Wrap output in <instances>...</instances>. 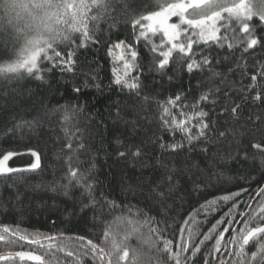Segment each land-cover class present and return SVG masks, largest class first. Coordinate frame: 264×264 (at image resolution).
<instances>
[{
  "label": "trees",
  "instance_id": "16d2710c",
  "mask_svg": "<svg viewBox=\"0 0 264 264\" xmlns=\"http://www.w3.org/2000/svg\"><path fill=\"white\" fill-rule=\"evenodd\" d=\"M165 2L117 0L110 15L95 23L93 42L78 47L80 36L73 33L70 41L53 43L48 55L59 52L66 60L71 53L75 61L72 72H61L42 59V79L24 71L0 75V158L9 151L18 153L11 165L22 170L0 174V225L55 236L56 242L63 240L69 245L67 250L76 252L78 249L72 247L75 238L84 237L99 245L106 229L119 236L140 227L145 216L159 222L163 238L174 239L173 234L191 214L195 219L192 240L199 243L234 203H239L237 212L244 210V202L264 187V102L253 99L257 91L264 94V79L258 77V87L249 88L250 76L264 65V47L245 52L244 45L228 49L212 42L194 44V58L199 62L208 56L211 64L188 72L185 61L174 52L169 64L158 69V52L154 54L149 47L153 42L158 45L161 35L138 40L133 20ZM28 3L27 19L18 17L15 24L0 12V64L15 61L30 41L59 40L58 36L68 30L71 19L62 12V0ZM93 14H97L95 9ZM61 16L67 23L57 22ZM250 23L257 36H264L258 19ZM220 34H225L223 28ZM121 41L125 48L138 52V67L129 73L138 79V91L114 82V68L123 75V62L117 63L112 55L114 45ZM49 68L51 71H45ZM204 94L208 100L197 105ZM177 95L183 98L188 114L199 110L207 113L203 118L209 125L207 134L191 145L162 121L163 107ZM65 112L69 113L67 121L63 119ZM172 112L178 114L179 110L173 108ZM70 141L72 150L67 147ZM175 142L184 147L171 151L169 146ZM255 144L262 148H254ZM137 149L141 153L138 157L132 155ZM31 152L39 157L36 169L30 168L37 159ZM121 152L125 156L121 157ZM69 158L71 167L86 180L69 179ZM86 184L91 185L87 191ZM237 192L240 195L231 200L220 199ZM212 200L215 204L205 210L193 211ZM141 233L147 243L133 237L129 247L155 256V249H149L153 243L162 247V238L150 233L147 226ZM213 237L190 256L189 264L227 261L229 234L224 233L219 252L215 251V234ZM19 244L24 247L12 250L34 247L26 241ZM7 250L0 246V251ZM254 250L251 244L247 248ZM55 258L53 264L74 261L65 252H55ZM82 264L94 262L89 257ZM160 264H168L163 254Z\"/></svg>",
  "mask_w": 264,
  "mask_h": 264
},
{
  "label": "snow or ice",
  "instance_id": "6c2138e0",
  "mask_svg": "<svg viewBox=\"0 0 264 264\" xmlns=\"http://www.w3.org/2000/svg\"><path fill=\"white\" fill-rule=\"evenodd\" d=\"M62 3L65 5L62 12L70 16L71 22L68 23L67 32L60 34L58 39L61 42L70 41L72 34L78 33L80 36L78 47H84L87 43L93 42L95 23L102 16L110 15L117 4V0H62ZM124 6L125 8L129 7L126 2ZM156 7L157 10L141 14L134 19L133 30L138 31V40L143 38L148 41L150 34L151 36L161 35L160 43L157 45L153 42L149 47V50L154 54L158 52L160 57L157 64L158 69H164L169 64L174 52L185 61L188 72L200 70L202 67L211 64L208 56H203L199 62L194 58L196 55L193 48L194 44L202 46L212 42L219 44L220 47L226 45L228 49L244 45L245 52L249 49L255 50L257 46L264 47V36H257L255 27L250 23L253 18H256L264 26V0H170V2L166 0L164 4L158 3ZM94 9L97 14H93ZM172 17H178L179 23H169ZM57 22L67 23L63 21V16L59 17ZM234 25L238 26V29ZM222 28L225 32L224 35L220 34ZM237 30L242 35L237 36ZM228 33H232V35H228ZM122 46L123 41L114 45L115 48ZM53 49L54 44L49 41H30L15 61L0 64V75L7 76V74H17L24 71L30 75H35L36 79H42L43 76L40 75L42 69L39 67L42 59L51 62L52 67L59 68L61 72H72L75 61L72 59L71 53L65 60L60 57L59 52L54 51L53 55H48L49 50ZM128 53V58L123 55L120 57L123 62V75H120L116 68L113 69L114 82L129 89V91H138V79L129 75L138 67V52L129 46ZM45 71H51V68ZM258 77L264 79V65H261L260 71L250 76V89L258 87ZM74 91L79 92L80 90L74 89ZM253 99L264 102V94L257 91ZM207 100L208 95L204 94L197 101V105L200 101ZM166 103L167 106L163 107L162 121L168 130L179 131L183 140L189 145L206 136L209 129V125L203 119L207 116L206 112L199 110L188 114L184 111L186 105L180 95L169 98ZM197 105H188L187 107L195 109ZM238 107L239 105L233 107L232 112L235 113ZM173 108L179 110L178 114H173ZM63 119L67 121L69 113L65 112ZM193 120L196 121L195 124L192 123ZM193 129L196 131L194 132ZM220 135L223 136L224 133H220ZM67 147L72 150L71 141ZM79 147H83V144H80ZM169 147L171 151L176 152L181 150L184 144L175 142ZM253 147L262 148L259 144H255ZM15 155L18 153L9 151L0 158V174L22 171L11 168L7 164ZM31 155L36 156L37 159L30 165V168L36 169L39 167V157L35 152H31ZM119 155L123 157L125 153L121 152ZM132 155L138 157L141 153L137 149ZM69 179H77L78 181L87 179L82 174L78 175L76 169L71 167V158H69ZM90 187L91 185L86 184L85 190L87 191ZM160 195L162 196V194ZM239 195V192L232 193L220 199L227 201ZM215 202V200L207 201L200 206L199 210L194 209L193 211L198 213L215 204ZM238 208L239 203H234L232 208L212 225L208 233L203 234L204 239L200 240L199 243L192 240L195 233L191 225L195 223V219L191 214L184 219L181 227L173 234L174 239L163 238V232L158 227L159 222L154 217L145 216L140 227H133L132 231L122 235L117 236L106 229L102 244L99 245L90 239L85 240L84 237L75 238L72 247L78 249L76 252L67 250L69 245L63 240L56 242L57 237L55 236H43L39 232L23 233L18 226L13 228L0 225V246L9 249L0 251V264H25V262L53 264L56 259L55 252H65L67 257H74L73 264H82V260L89 257L94 264H160V254L167 257L168 264H189L190 256H194L200 250V245L205 240L213 239V234H215L216 240L215 251L219 252L224 233L229 234L228 246L225 251L233 259L221 261L220 264H264V188L258 189L255 197H249V200L244 202V210L237 212ZM128 224L132 225L133 221L128 220ZM237 224L242 226L237 228L235 227ZM221 225H224L223 230L218 232L217 229ZM145 226L149 228L150 233L162 238V247H157L153 243L149 249V251L155 249L157 253L155 256L143 250L129 247V240L133 237L142 244L147 243L141 233V228ZM19 241H26L27 244L34 247L31 250H12L17 246L24 247V245L19 244ZM250 244L255 248L254 251H247ZM130 252L132 253L131 257Z\"/></svg>",
  "mask_w": 264,
  "mask_h": 264
},
{
  "label": "clouds",
  "instance_id": "9594fccd",
  "mask_svg": "<svg viewBox=\"0 0 264 264\" xmlns=\"http://www.w3.org/2000/svg\"><path fill=\"white\" fill-rule=\"evenodd\" d=\"M30 11V4L28 0H24L22 3H0V12H2L5 17L9 18V22L12 24L18 23V17L22 20L27 19L28 13ZM49 42L51 43H59L60 40H55L50 38Z\"/></svg>",
  "mask_w": 264,
  "mask_h": 264
},
{
  "label": "rangeland",
  "instance_id": "374dc122",
  "mask_svg": "<svg viewBox=\"0 0 264 264\" xmlns=\"http://www.w3.org/2000/svg\"><path fill=\"white\" fill-rule=\"evenodd\" d=\"M169 23H179V19H178V17H172V18L169 20ZM112 55H113L114 57H116V61H117V63H118V62H122V61L120 60V57H121L122 55L125 56L126 58H128L129 53H128V49L125 48L124 46H122V47H120V48H116L115 51H112ZM16 157H17V155L13 156V157L7 162V164H8L9 167L13 168L11 164H12L13 159L16 158ZM14 169H15V168H14Z\"/></svg>",
  "mask_w": 264,
  "mask_h": 264
},
{
  "label": "water",
  "instance_id": "95a60500",
  "mask_svg": "<svg viewBox=\"0 0 264 264\" xmlns=\"http://www.w3.org/2000/svg\"><path fill=\"white\" fill-rule=\"evenodd\" d=\"M241 226V224H238L236 227L239 228ZM232 259V257L229 256L228 261H230Z\"/></svg>",
  "mask_w": 264,
  "mask_h": 264
},
{
  "label": "bare ground",
  "instance_id": "6f19581e",
  "mask_svg": "<svg viewBox=\"0 0 264 264\" xmlns=\"http://www.w3.org/2000/svg\"><path fill=\"white\" fill-rule=\"evenodd\" d=\"M264 188V187H263ZM228 259H229V257H228ZM228 261V260H227Z\"/></svg>",
  "mask_w": 264,
  "mask_h": 264
},
{
  "label": "flooded vegetation",
  "instance_id": "af4514ba",
  "mask_svg": "<svg viewBox=\"0 0 264 264\" xmlns=\"http://www.w3.org/2000/svg\"><path fill=\"white\" fill-rule=\"evenodd\" d=\"M228 260V259H227Z\"/></svg>",
  "mask_w": 264,
  "mask_h": 264
}]
</instances>
